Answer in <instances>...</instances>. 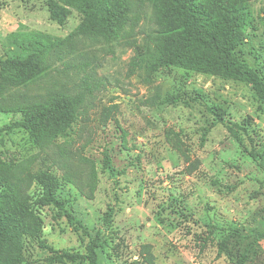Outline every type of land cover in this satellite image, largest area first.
<instances>
[{
  "label": "rangeland",
  "instance_id": "rangeland-1",
  "mask_svg": "<svg viewBox=\"0 0 264 264\" xmlns=\"http://www.w3.org/2000/svg\"><path fill=\"white\" fill-rule=\"evenodd\" d=\"M57 2L68 11L63 25L50 18L47 0H0V57L75 30L83 13L73 1ZM247 8L240 52L264 77V0ZM157 28L146 5L138 42ZM90 44L81 48L103 84L71 125L42 145L18 126L0 137V188L14 184L24 211L17 264H89L86 246L97 234L98 264H264V169L249 154L263 151L264 101L246 83L181 66L128 76L132 46L100 37ZM57 67L9 94L71 91L77 72ZM171 95L180 101L168 102ZM216 108L238 123V136L218 122ZM20 119L0 112V127ZM43 173L56 177L63 208L39 200ZM52 250L81 258L52 263Z\"/></svg>",
  "mask_w": 264,
  "mask_h": 264
},
{
  "label": "trees",
  "instance_id": "trees-1",
  "mask_svg": "<svg viewBox=\"0 0 264 264\" xmlns=\"http://www.w3.org/2000/svg\"><path fill=\"white\" fill-rule=\"evenodd\" d=\"M72 1L83 13V20L63 40L43 45L40 49L19 47L0 57V112L21 114L20 120L0 127V137L18 126L26 130L34 142L42 145L53 141L71 125L86 96L92 95L103 84V78L97 74V64L90 56L84 55L81 48V45L91 47L90 42L99 37L105 44L124 42L134 48L136 52L128 63V76L143 69L181 66L246 83L264 101V77L240 52L250 19L248 0ZM146 5L151 6L158 28L140 44L135 33ZM47 8L53 21L59 25L65 23L68 14L65 6L57 0H47ZM56 62L61 65L57 68L62 73L77 72L78 80L71 91L55 89L43 94H9L11 88H27L47 77ZM167 101L175 103L180 97L171 95ZM213 112L218 122L226 123L233 136H238V123L227 119L223 110L216 108ZM104 114L108 119L110 109L106 108ZM249 154L264 169V145L263 151L251 148ZM105 156V167L113 171L110 155ZM40 184L39 200L63 208L56 193V177L43 173ZM15 188L12 183L0 188V264H17L25 228L24 211ZM66 215L74 220L69 212ZM99 241L97 234L86 246L85 257L89 264H98ZM39 242L51 250L43 239ZM52 251L55 253L49 259L52 263L81 258L79 253Z\"/></svg>",
  "mask_w": 264,
  "mask_h": 264
}]
</instances>
